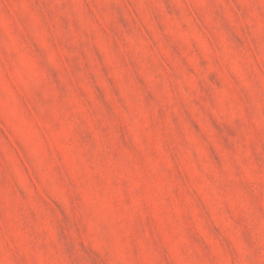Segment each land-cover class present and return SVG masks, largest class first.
Wrapping results in <instances>:
<instances>
[{"label":"rangeland","instance_id":"rangeland-1","mask_svg":"<svg viewBox=\"0 0 264 264\" xmlns=\"http://www.w3.org/2000/svg\"><path fill=\"white\" fill-rule=\"evenodd\" d=\"M0 264H264V0H0Z\"/></svg>","mask_w":264,"mask_h":264}]
</instances>
